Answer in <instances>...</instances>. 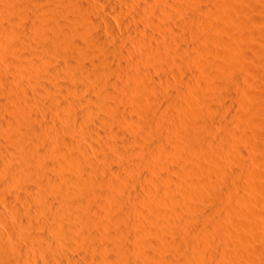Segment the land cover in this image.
I'll return each mask as SVG.
<instances>
[{"label":"bare ground","instance_id":"bare-ground-1","mask_svg":"<svg viewBox=\"0 0 264 264\" xmlns=\"http://www.w3.org/2000/svg\"><path fill=\"white\" fill-rule=\"evenodd\" d=\"M251 1L0 0V264H242L213 237L246 232L235 233L244 250L257 235L256 221L224 213L237 198L228 179L264 189L261 158L234 163L245 167L262 134L240 74L239 42L264 41V8ZM107 130L118 140L103 156ZM185 149L217 157L210 173L203 165L217 186L193 179L205 168ZM192 224L197 256L180 241Z\"/></svg>","mask_w":264,"mask_h":264},{"label":"rangeland","instance_id":"rangeland-1","mask_svg":"<svg viewBox=\"0 0 264 264\" xmlns=\"http://www.w3.org/2000/svg\"><path fill=\"white\" fill-rule=\"evenodd\" d=\"M252 3L254 2V0L253 1H251ZM238 4V3H237ZM254 5H255V7H257V8H259L260 9V7L262 6V8H264L263 7V5H264V3L262 2V0H259V1H257V0H255V2H254ZM260 6V7H259ZM261 8V9H262ZM257 12V13H256ZM254 14H256V15H254V16H256L255 18H254V20L256 19V18H258V19H260V17L262 16V13H259L258 11H256ZM261 15V16H260ZM254 16H252V17H254ZM251 17V18H252ZM257 20V19H256ZM228 25H231V23H229ZM153 25L151 24V26L150 27H152ZM154 26H156V25H154ZM153 26V27H154ZM154 28H157L158 29V27H154ZM43 36H41L40 34H37L36 35V38L38 39V40H43V42H45V41H47L46 40V38H42ZM258 39H261L260 41L258 40ZM264 43V41H263V38H257L256 40L254 39V41L252 40H250V39H243V40H241L240 42H239V47L240 48H242V49H244V50H246L247 51V57H245L244 59H242V61H244L243 63V71H240V74H241V77H242V82H243V86H246V88H247V93L248 94H251V95H254V96H256V98H257V103H258V107H259V109H260V111L259 112H256L255 114H251V116H248V117H251V118H253L254 120L256 119L257 121L256 122H260L259 123V128H260V130L262 131V134L260 135V134H258V138H257V140H256V148H255V146H254V148L255 149H253V145H250V146H252V148H250V146H248L247 147V145L245 146V148H247V149H244V150H246L245 151V153L244 154H246L245 155V157L246 158H252L251 160L249 159V161H248V163L245 165V167H244V165H242L238 160L237 161H235V159H234V163L236 164V163H238V165H241V167L239 168L240 170L242 169V166H243V168L245 169V171L246 170H249V169H251L252 167H253V164H254V161H253V158L254 157H256V158H254V159H257V160H259L257 157H259V158H261L260 160H263V162H264V55H263V53H261L259 50H258V48H257V43L258 42H260V43H262V42ZM260 43H258V45L260 44ZM219 61H222L221 59H219ZM246 63V64H245ZM245 65V66H244ZM248 65V66H247ZM244 67H246V68H244ZM246 69H248V70H245ZM243 73V74H242ZM187 74V73H186ZM192 79H194V77L192 78ZM177 80H178V78H177ZM176 80V81H177ZM175 81V84H174V86H175V88H177V89H179L181 86V88H183L184 87V85H183V83L180 81V80H178L177 82ZM244 81H245V83H244ZM181 83H182V85H181ZM240 92H242V90H240ZM242 94V93H241ZM250 96V95H249ZM236 113V112H235ZM224 114V113H223ZM221 115V116H223V120L224 119H226V117L224 116V115ZM237 114V113H236ZM235 115V114H234ZM245 116V115H244ZM244 116H243V118H244ZM234 117V116H233ZM247 116H245V119H246V121H248L247 120V118H246ZM91 118H92V115H91ZM94 118H96V115L92 118V121H95V120H97V119H94ZM222 118V117H221ZM228 118H231V117H228ZM228 118L226 119V120H228ZM235 118V117H234ZM251 118H248V119H250V121H251ZM237 119V118H236ZM245 119H244V121H243V119L241 118V120L243 121V122H245ZM95 122H97V121H95ZM242 122V123H243ZM245 123H247V122H245ZM244 123V124H245ZM257 123V124H258ZM244 124H242V125H244ZM248 124H249V121H248ZM242 125H241V130L242 129H248V130H246L247 131V133H248V131H250L251 129L253 130V128L252 127H250V129H249V126L246 124V125H244L243 127H242ZM245 126H248V128H244ZM251 126V125H250ZM189 128H190V126H188ZM78 130H81V128L78 126ZM191 129H192V127H191ZM77 130V132H78V134H87L86 135V137L87 138H89V136H90V134H88L85 130L84 131H80V133H79V131ZM242 131H244V132H246L245 130H242ZM261 131H260V133H261ZM84 132H86V133H84ZM110 132V133H109ZM253 132V131H252ZM107 133V134H106ZM106 133L103 135L104 137L102 138L103 139V141H101L103 144H105V145H107V144H109V145H107V147H108V149H109V147L111 148V144L109 143V141L111 140V142L113 141V142H115V141H117L118 140V138L117 137H115L114 136V134L110 131V130H107L106 131ZM250 134H251V132H249ZM112 134V135H111ZM106 136V137H105ZM157 137V138H156ZM156 139L157 140H160V138H158V135H156ZM91 138V137H90ZM105 138V139H104ZM106 138H108L107 140H106ZM171 147L174 149H176L177 147H181L178 143L177 144H171ZM94 148H95V152L97 153V154H99V151H98V149H97V147H95L94 146ZM190 148V147H189ZM179 148H177V150H175V151H177L178 152V155L176 156V157H179V154L181 153V149L182 148H180L179 150H178ZM249 149H251V150H249ZM107 151H109V152H107L106 154H99V155H103V156H106L107 154H111L112 153V151H111V149H109V150H107ZM185 151H186V153H185ZM192 149H189V151H188V149L186 150H184L183 151V153H184V157H185V159L189 156H191V154L198 160V156L196 157L195 156V154H193L192 152ZM187 152L190 154H187ZM250 152V153H249ZM212 153V152H211ZM215 154V153H214ZM186 155H188V156H186ZM251 155V156H250ZM214 158H213V161H214V159L216 160V158H215V155L213 156ZM192 157H190L188 160H192L191 159ZM195 158H193V160H195ZM212 158V157H211ZM207 159H210V157L208 158L207 156H204V157H201L200 158V160H198L199 162H198V165L199 164H201V163H203L202 164V167L203 168H205L203 165L205 164V166L207 167V169H208V166L210 165V164H212V165H210L209 166V168L211 167V166H215L216 167V165H213V163H209V162H213L211 159L210 160H208V161H206ZM217 161V160H216ZM209 164H207V163ZM256 162V161H255ZM216 163V162H215ZM233 163V164H234ZM259 163H262L261 161L260 162H258V164ZM208 165V166H207ZM255 165V164H254ZM263 165H264V163H263ZM237 165H233V167L234 168H238V166L236 167ZM248 166V167H247ZM250 166V167H249ZM261 164H260V168H261ZM200 168H198L199 169V173H201V171L200 170H205V172H203L202 171V173L204 174V176L202 175V173H201V175H199L198 176V174L197 175H195V176H193V179L195 180V179H197L196 180V182H198V183H200L201 185H202V187H205L206 185H208L209 186V184H213V183H215V185H216V183L217 182H215L217 179H218V181H221L218 177H216V176H212V175H209L207 172L208 171H206V168L205 169H202L201 168V165L199 166ZM263 167V166H262ZM212 168H214V167H212ZM211 169V168H210ZM209 170V169H208ZM212 170V169H211ZM230 173L232 172V169H230V170H228ZM150 172V171H149ZM205 173H207L208 175H205ZM209 173H210V170H209ZM150 175H152L151 173H149ZM152 176H154V174L152 175ZM201 176V177H200ZM195 177V178H194ZM198 177V178H197ZM138 178L140 179V182H141V178L139 177V175H138ZM144 179V178H143ZM142 179V180H143ZM238 179H240L239 180V182L240 183H243V181L244 180H242V178H237V181H238ZM258 180V179H257ZM260 180L261 179H259V181L258 182H260ZM264 179H262V181H263ZM146 181H147V184H148V180H143V183L142 184H145L146 183ZM236 180H234V179H231V180H229L228 179V181H227V183H225L226 185L228 184V185H230V186H234L236 189H235V191H234V193L235 194H237V195H234V196H237V198H235V197H232V205L234 206L233 207V209L235 210V212H234V210H232L231 209V207H229L228 205H227V207H229L228 209H231V211L230 210H224V213H225V216L226 217H228L229 215L228 214H230L231 216H229V218L231 217V219H233V220H240V219H242V221H244V222H246V223H248V224H251V220L252 221H256V223H257V225H256V228H254L255 230H257L256 232H257V235H256V233H255V231H252L253 233H255L254 235H256V237L255 238H252L251 236H253L252 234H250L251 232H250V230L248 229L247 230V233L249 232V234L251 235L250 236V239L246 242L247 244L245 245V244H243V246H244V248H245V246H246V248L248 249V245H249V248H250V250L252 251L253 249V251H255L254 253H253V251L252 252H250V253H252V254H249V253H247V252H249L250 250H248V251H245L244 252V254H243V256H235V253L237 254L238 252H237V249H238V247H239V249L241 250V252H243L244 250H247L246 248L243 250V248L241 249V247H240V245L243 243V241L241 240L242 239V237H244V235L241 237V238H239V240H240V242H241V244L238 246V244L237 243H239V240H237L238 238L237 237H239L240 235H241V230L238 232L237 230V232L238 233H240V235L239 236H237V235H235V231H234V228L232 229L233 230V232H235V233H232L233 234V236H230V235H228L227 236V238L225 239V240H218V238L217 237H213V244H214V249L216 248V246H218V244H219V247H217L215 250H218V249H220L221 250V252L219 253L218 251H216V252H218V254H224V255H228V256H230V255H232L231 256V258H233V259H235V261H239L240 263H242V264H264V256H262L263 254H264V245L263 244H260V243H262V242H264L263 240V235H264V229H262L261 230V228L262 227H264V202H263V200H264V192H263V188H262V190H260V188H259V186H261V187H264V181H263V183H262V181L260 182L262 185H259L258 184V182L254 179V181L252 180L251 181V185H256V186H258V190L256 191V187H254L255 188V190H253V187L251 188L250 186H249V188H251L253 191L250 193V191L251 190H249V188H246L245 186V188H243V186H239V184L240 183H238L237 184V181L235 182ZM254 182V183H253ZM255 182H257V183H255ZM222 183V182H221ZM234 183V184H233ZM253 183V184H252ZM214 185V184H213ZM217 186V185H216ZM212 187V186H211ZM215 187V186H214ZM183 189H184V191H185V189H186V191H187V188H183V187H181V191L179 190L178 192H176V194L175 195H179L182 191H183ZM246 189H248V190H246ZM244 190V191H243ZM260 190V191H259ZM244 192V193H243ZM178 193V194H177ZM253 193V194H252ZM248 194H249V196H248ZM254 194H255V196H254ZM251 195H253V197L251 196ZM241 196V199L239 198ZM242 196H244L243 198H242ZM246 196V197H245ZM195 198V201L197 202V203H201V200L198 198V197H196V196H194ZM257 197H258V201H257ZM199 200H198V199ZM254 199V200H256V201H252V200H250L249 201V199ZM193 199V200H194ZM197 199V200H196ZM238 199V200H237ZM240 199V200H239ZM244 199H246L245 200V204L242 202V201H244ZM235 200V201H234ZM247 201V202H246ZM252 201V202H251ZM235 202V203H234ZM236 203H237V205H236ZM250 203H252V204H250ZM261 204V205H260ZM259 205V206H258ZM226 206V205H225ZM235 206L236 207H238V208H236V209H238V210H236L235 209ZM240 206V207H239ZM248 206V207H247ZM169 207V208H168ZM247 207V208H246ZM166 208V209H165ZM172 208V209H171ZM251 208V209H250ZM254 208V209H253ZM164 209L168 212V213H170V212H174V207L173 206H169V205H167L166 207L164 206ZM249 211H248V210ZM253 210V211H252ZM254 210H256V211H254ZM239 213H238V212ZM245 211H247V212H249L248 214L249 215H247V212H245ZM250 211H252V212H250ZM234 212V213H233ZM255 212V213H254ZM242 215H241V214ZM246 213V214H245ZM258 213V214H257ZM263 213V214H262ZM237 214H240L239 216L237 215ZM253 215V217L252 218H250V217H247V216H251V215ZM257 214V215H256ZM228 215V216H227ZM235 215V216H234ZM236 216H238V217H236ZM256 216V217H255ZM235 217V218H234ZM255 217V218H254ZM258 220H257V219ZM263 218V219H262ZM228 220V219H227ZM259 220H261L260 222H259ZM259 222V223H258ZM253 225L255 224L254 222L252 223ZM261 225H263L262 227H261ZM7 226V227H6ZM261 228H260V227ZM193 229H192V228ZM197 227H199V225H197L196 226V224H194V226H193V224L190 226V230L189 231H187V229L185 230V231H183L184 232V234L182 235L181 234V236H184L185 234V236H187V240H185V236L182 238V237H180V241H182L181 243H183V245L185 246V249L187 250V251H190V253H191V251H192V254L194 253L193 252V246L195 245V243H196V240H193V239H195L193 236H194V233L196 232L195 231V229L197 228ZM4 228L7 230V229H9L10 228V226L9 225H4ZM232 228V227H231ZM258 228H260V230L258 231ZM191 229H192V231H191ZM237 229V228H236ZM194 230V231H193ZM196 230H198V228L196 229ZM232 230H231V232H232ZM182 232V233H183ZM186 232V233H185ZM191 232H193L192 233V237L189 235V234H191ZM189 233V234H188ZM238 233H236V234H238ZM242 234H246V232H243ZM235 235V236H234ZM247 236H248V234H246ZM245 235V237H247ZM229 236L231 237V239H228L229 238ZM263 236V237H262ZM149 237V236H148ZM148 237L146 238V240H148ZM237 239H236V238ZM249 237V236H248ZM262 237V238H261ZM150 238V237H149ZM193 238V239H192ZM257 238V239H256ZM261 238V239H260ZM227 239H228V241L229 242H231V243H227ZM246 239V238H245ZM253 239H256L257 241H259L258 239H260V240H262V242L260 241V243L259 242H257L256 240H253ZM236 240V241H235ZM247 240V239H246ZM245 240V241H246ZM238 241V242H237ZM244 241V242H245ZM256 242L255 243V246L254 245H252L251 246V242ZM148 242V241H147ZM146 242V243H147ZM145 243V244H146ZM222 244V246H221V244ZM145 244H144V246H145ZM150 244V243H149ZM149 244H146V247H145V249L146 250H152V251H154V249L153 248H148L150 245ZM229 244H231V245H229ZM254 244V243H253ZM257 244V245H256ZM149 245V246H148ZM224 246H226L225 248H224ZM231 248H229V247ZM236 246H238V247H236ZM258 246V247H257ZM256 247V248H255ZM142 248H144V247H142ZM141 248V249H142ZM223 248H224V250H223ZM236 248V249H235ZM258 248V249H257ZM260 248H261V250L263 249V251H262V253H257L256 251H258V252H260ZM145 249H142V250H145ZM190 249V250H189ZM235 249V250H234ZM239 249H238V251H239ZM156 250V249H155ZM219 250V251H220ZM243 250V251H242ZM226 251H228V252H226ZM239 253H240V251H239ZM247 253V254H246ZM192 254H190V256H195V254L196 253H194L193 255ZM248 254L250 255L249 256V258H248ZM198 255V253L196 254V256ZM138 256V255H137ZM235 256V257H234ZM252 256V257H251ZM238 257H239V259H238ZM244 257V258H243ZM208 259V255H206V260ZM246 259V260H245ZM211 259H209V262H207V261H205L206 263H209V264H214L213 262H212V260L210 261Z\"/></svg>","mask_w":264,"mask_h":264}]
</instances>
